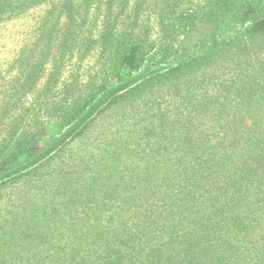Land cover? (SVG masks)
Instances as JSON below:
<instances>
[{
    "label": "trees",
    "instance_id": "obj_1",
    "mask_svg": "<svg viewBox=\"0 0 264 264\" xmlns=\"http://www.w3.org/2000/svg\"><path fill=\"white\" fill-rule=\"evenodd\" d=\"M55 1L46 47L86 46L95 63L59 90L53 74L32 115L0 136V200L14 190L0 264H264V7L104 0L84 41L93 0H0V17ZM230 24L241 28L221 40ZM39 77L34 66L13 95Z\"/></svg>",
    "mask_w": 264,
    "mask_h": 264
},
{
    "label": "rangeland",
    "instance_id": "obj_2",
    "mask_svg": "<svg viewBox=\"0 0 264 264\" xmlns=\"http://www.w3.org/2000/svg\"><path fill=\"white\" fill-rule=\"evenodd\" d=\"M212 0H192L189 3L183 5L184 10L189 11H203L206 7L211 5ZM245 6L251 5V2L260 3L261 7H264V0H238L240 4L245 3ZM54 3V4H53ZM52 4L50 2H40L32 6L30 9L16 14H5L0 17V105L8 102L11 99V106L9 112L6 113V120L0 127V136H3L6 132V127L15 118H21L24 113L28 116L34 112L37 98L44 88L47 86L50 77L53 74L60 75V81L56 84V89L59 90L65 83H70V76L86 74L88 71H92L94 63L93 54L87 55L83 49L88 47L84 46L81 50H73L70 53L60 54L61 52L55 48L46 47L47 40L49 38L48 30L58 21V6L56 1ZM131 4V3H129ZM119 2H114L111 5L113 10L111 17L116 15V6ZM219 5H222L220 3ZM107 4H104V0H93L91 5L90 15L87 14L85 19L80 20L81 25L86 21L82 28V33L79 36L80 41H84L86 38L92 35V40L96 38L99 31L102 28V23L105 20V16L108 13L104 8ZM59 25L56 29H59ZM241 26L239 24H230L224 28L219 34V38L222 40L227 38L235 31L239 30ZM148 31V43H158L161 39V27L156 20V16L152 17V21L149 23ZM183 35L180 36V42ZM50 49V50H48ZM37 66L40 70V77L35 79L31 83L29 90L24 95H13V90L18 83V79L25 73L29 72ZM12 94V95H11ZM61 95H56V101ZM52 100V94H50ZM154 114L151 110L149 116ZM147 121L154 120L153 117H149ZM35 118V117H34ZM47 137L48 139L58 140L61 131H58L55 123L48 124ZM4 129L5 131H2ZM14 193V190H8L3 193L4 200H0V210L5 208L4 203ZM10 201V200H9ZM8 201V202H9ZM10 209V205L7 207ZM3 221L9 220V217L5 215ZM38 218L37 221H40ZM8 222V221H6ZM21 230V228L17 229Z\"/></svg>",
    "mask_w": 264,
    "mask_h": 264
}]
</instances>
